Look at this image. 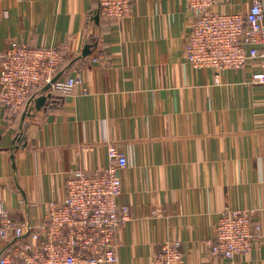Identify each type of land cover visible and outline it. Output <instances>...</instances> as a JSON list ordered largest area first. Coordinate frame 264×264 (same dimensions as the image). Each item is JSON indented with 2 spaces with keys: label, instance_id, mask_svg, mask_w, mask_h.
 <instances>
[{
  "label": "crops",
  "instance_id": "0c3cea01",
  "mask_svg": "<svg viewBox=\"0 0 264 264\" xmlns=\"http://www.w3.org/2000/svg\"><path fill=\"white\" fill-rule=\"evenodd\" d=\"M97 9L98 0H0V58L15 40L68 45L61 78L84 80L67 95L34 90L30 101L52 92L40 110L28 102L13 116L0 104V204L19 221L41 219L50 200L65 198L70 173L100 171L114 143L129 160L119 202L132 216L118 233L117 264H151L176 238L186 264H264V84L251 81L261 62L220 81L193 67L186 0H132L119 21H97ZM88 43L96 45L82 57ZM228 208L255 210L262 225L254 250L233 259L209 245ZM26 239L0 238V248Z\"/></svg>",
  "mask_w": 264,
  "mask_h": 264
},
{
  "label": "built area",
  "instance_id": "2783aa9c",
  "mask_svg": "<svg viewBox=\"0 0 264 264\" xmlns=\"http://www.w3.org/2000/svg\"><path fill=\"white\" fill-rule=\"evenodd\" d=\"M225 1L186 0L193 16L186 60L195 68L214 69L216 81L227 69L259 60L261 68L251 81L264 84V0H251L246 11L215 9ZM98 9L102 17L119 21L130 15L132 0H98ZM70 52L68 45L13 41L0 58V104L13 116L19 115L31 93L51 83L61 71ZM83 82L80 74L60 77L51 89L67 95ZM128 165L126 153L108 144L107 164L94 173L80 168L72 171L65 198L50 200L39 220L19 221L2 202L0 238L28 235L29 239L0 248V264H117L118 233L132 217L130 206L119 202L120 172ZM255 216V210L226 209L209 242L210 251L229 259L251 253L262 231ZM181 245L178 238L163 242L151 264H186Z\"/></svg>",
  "mask_w": 264,
  "mask_h": 264
},
{
  "label": "water",
  "instance_id": "95a60500",
  "mask_svg": "<svg viewBox=\"0 0 264 264\" xmlns=\"http://www.w3.org/2000/svg\"><path fill=\"white\" fill-rule=\"evenodd\" d=\"M95 19L97 21L100 19L99 9L96 10ZM94 45H96V44H90V43L86 44V46L83 49L82 57H87L91 53L92 47ZM62 73H63V71H60L53 78L52 82L47 85L46 90L51 88V84L54 83L58 78H60L62 76ZM50 97H52V92L49 93V94H46V95L43 94V95H41L39 97L33 98L31 101H29V107H30L29 110L32 111L35 108L40 110L44 106V104H46L47 99L50 98Z\"/></svg>",
  "mask_w": 264,
  "mask_h": 264
},
{
  "label": "trees",
  "instance_id": "16d2710c",
  "mask_svg": "<svg viewBox=\"0 0 264 264\" xmlns=\"http://www.w3.org/2000/svg\"><path fill=\"white\" fill-rule=\"evenodd\" d=\"M63 68V67H62Z\"/></svg>",
  "mask_w": 264,
  "mask_h": 264
}]
</instances>
